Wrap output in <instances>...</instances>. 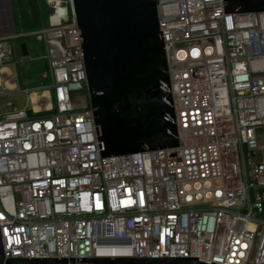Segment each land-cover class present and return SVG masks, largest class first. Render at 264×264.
I'll return each mask as SVG.
<instances>
[{"label":"built area","instance_id":"obj_1","mask_svg":"<svg viewBox=\"0 0 264 264\" xmlns=\"http://www.w3.org/2000/svg\"><path fill=\"white\" fill-rule=\"evenodd\" d=\"M48 3L32 33L50 106L0 113L5 257L264 264V12L157 0L178 146L100 157L92 109L73 102L87 80L71 0Z\"/></svg>","mask_w":264,"mask_h":264},{"label":"water","instance_id":"obj_2","mask_svg":"<svg viewBox=\"0 0 264 264\" xmlns=\"http://www.w3.org/2000/svg\"><path fill=\"white\" fill-rule=\"evenodd\" d=\"M224 12H264V0H223ZM100 157L178 146L157 0H71ZM27 54L25 42L20 44ZM0 264H209L186 257L6 258ZM215 264V263H210Z\"/></svg>","mask_w":264,"mask_h":264},{"label":"rangeland","instance_id":"obj_3","mask_svg":"<svg viewBox=\"0 0 264 264\" xmlns=\"http://www.w3.org/2000/svg\"><path fill=\"white\" fill-rule=\"evenodd\" d=\"M37 1L40 14L47 26L53 9L49 6L48 0ZM16 10V0H0V54H3V56H0V77L2 79L9 78L11 81L18 83L16 91L10 94L0 93V113L9 112L23 106L30 109L31 102L24 89H28V94L31 92L41 93L51 83L45 66V43L32 32L15 33L13 16ZM22 42H25L27 46L28 52L26 55H23L20 50ZM2 68H8L9 70L1 72ZM39 85L43 88H35ZM46 102V98L41 99V105ZM73 102L75 105L81 106L88 104L86 88L74 94Z\"/></svg>","mask_w":264,"mask_h":264},{"label":"trees","instance_id":"obj_4","mask_svg":"<svg viewBox=\"0 0 264 264\" xmlns=\"http://www.w3.org/2000/svg\"><path fill=\"white\" fill-rule=\"evenodd\" d=\"M17 10L13 16V28L15 33H31L42 25H45V20L40 14L37 0H16ZM48 22V21H47ZM46 70L47 64L45 62ZM49 81L50 77L48 76ZM28 113L32 114L28 109ZM38 115V113H35Z\"/></svg>","mask_w":264,"mask_h":264},{"label":"crops","instance_id":"obj_5","mask_svg":"<svg viewBox=\"0 0 264 264\" xmlns=\"http://www.w3.org/2000/svg\"><path fill=\"white\" fill-rule=\"evenodd\" d=\"M6 69H8V68H6ZM1 70H2V69H1ZM8 70H9V69H8ZM17 84H18L17 82H15V81H11L9 78H7V79H4V78H3V79H2V78L0 77V93L2 92V94H10V93L16 91V90L18 89V85H17ZM35 88H43V86L39 85V86H37V87H35ZM44 88H45V87H44ZM25 90L28 91L27 88L24 89V92H25ZM29 90H30V89H29ZM32 93H36V95H37V103H38V109H37V110H35V109L33 108L32 100H31V94H32ZM44 93H46V94H44ZM27 96H28V98H29V100H30V102H31V108H30L31 112H39V111L43 110V105H44V104L41 105V99H44V98L47 99V102L45 103V104H47V107L50 106V104H49V99H48L49 92H48L47 89H45V90L42 91L41 93L31 92V93L28 94V92H27ZM78 106H81V105H78ZM23 107H24V106H23ZM20 108H22V107H20Z\"/></svg>","mask_w":264,"mask_h":264},{"label":"bare ground","instance_id":"obj_6","mask_svg":"<svg viewBox=\"0 0 264 264\" xmlns=\"http://www.w3.org/2000/svg\"><path fill=\"white\" fill-rule=\"evenodd\" d=\"M5 70H7V69L6 68H2L1 72H5ZM31 100H32L33 108L35 110H37L38 109L37 95L36 94H32Z\"/></svg>","mask_w":264,"mask_h":264}]
</instances>
